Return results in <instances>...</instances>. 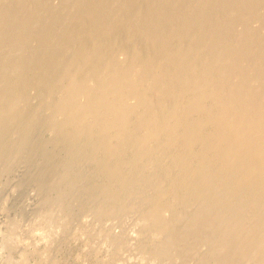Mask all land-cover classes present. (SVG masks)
<instances>
[{
	"label": "bare ground",
	"instance_id": "obj_1",
	"mask_svg": "<svg viewBox=\"0 0 264 264\" xmlns=\"http://www.w3.org/2000/svg\"><path fill=\"white\" fill-rule=\"evenodd\" d=\"M49 1H27L32 4L27 14L0 4V151L9 137L15 143L8 142L9 147L15 145L16 152L23 147L28 155L25 145L32 131L43 126L58 151L59 145L68 150L67 157L62 153L64 162L57 163L71 168L84 158L94 166V175L101 174L96 182L92 179L99 193L91 187L94 192L88 191L99 197L101 193L107 204L100 197L102 205L96 207L90 195L95 216L133 209L140 229L134 228L141 231L124 228L121 238L129 244L137 238L140 242L142 231L147 232L140 243L148 242L145 252L158 264H264V0H57L60 17L50 7L54 0ZM50 9L53 17L46 14ZM50 18L60 24L56 33L47 26ZM31 41L43 49L26 50ZM29 71L34 74L30 81ZM32 99L38 103L27 108ZM66 167L65 172L57 169L67 180L75 170L68 173L72 169ZM87 174L68 179L71 184L62 181V193L74 188L77 179L84 184ZM83 184L79 186L87 193ZM110 231L109 242L120 245L119 231ZM46 235L33 240L31 251L54 246L56 239ZM34 260L25 264H43Z\"/></svg>",
	"mask_w": 264,
	"mask_h": 264
},
{
	"label": "rangeland",
	"instance_id": "obj_2",
	"mask_svg": "<svg viewBox=\"0 0 264 264\" xmlns=\"http://www.w3.org/2000/svg\"><path fill=\"white\" fill-rule=\"evenodd\" d=\"M3 1H5V2H3ZM12 1H14V3L12 2ZM23 1V2H22ZM27 1H29V0H27ZM26 0H2V1H0V4H3V5H1V7L3 6L6 10H12V11H14V10H16V9H18V10H23V9H25V10H23V12L25 11V14H27V13H32V4L31 3H29V2H27ZM53 1V0H52ZM52 1H49V3L50 2H52ZM56 1L57 0H54L53 2L55 3H50V7H51V4H52V7H51V9H53V13H54V15H55V17H60L61 16V14H62V11H61V13H60V11H58V10H61V9H58V7L56 6ZM11 4H13V5H11ZM28 3V4H30V6H31V9L27 6V9H26V5L25 4H23V3ZM5 3V4H4ZM6 3H9L10 4V9L9 8H7V5L9 6V4H7L6 5ZM58 4V3H57ZM5 5H6V7H5ZM12 6V7H11ZM24 6H25V8H24ZM58 6H59V4H58ZM57 8V12L55 11V9ZM12 8V9H11ZM29 8V9H28ZM14 9V10H13ZM50 9V11H49V13H46V14H50V16L51 17H53L54 15H53V13H52V10ZM29 10V11H28ZM264 10V3H262L261 4V11H263ZM60 13V16L58 15V14ZM45 15V14H44ZM57 15V16H56ZM26 16V15H25ZM43 18H45V16L43 17ZM57 20L56 19H53V23H52V18H50V23L49 24H47V26H49V28L51 29V30H53V33L55 32H57L58 31V28H59V26H60V24L59 25H57ZM51 24H52V26L53 25H55L54 27H52L51 26ZM43 26V25H42ZM38 28V26L36 27V29ZM40 28V27H39ZM41 29V28H40ZM42 29H44V28H42ZM55 29V30H54ZM57 30V31H56ZM236 31H238V30H236ZM259 31V30H258ZM262 33V32H261ZM30 42V41H29ZM34 41H31V43H32V46H28L29 47V49L26 47V50H28V51H33L32 49L34 48V50L36 51H38L39 50V47H41L40 48V50L41 49H43V46L41 45V44H39L40 42H36L35 41V43H33ZM29 45H31V44H29ZM33 45H36L37 46V48L35 47V46H33ZM39 46V47H38ZM33 47V48H32ZM30 48H32V49H30ZM24 52H26V55L28 56V52L27 51H24ZM40 52V51H39ZM39 52H37V53H39ZM29 53H32V52H29ZM43 54V53H42ZM39 55H41V54H39ZM36 56V55H35ZM1 60H4V59H0V63H1ZM31 73V74H30ZM28 75L30 76V77H28ZM34 76V74H32V72H27V75H26V79L28 80V78L30 79L32 76ZM31 80H32V78H31ZM28 81H30V80H28ZM28 90H29V88H28ZM27 92V91H26ZM30 91H28V93H27V95H31L32 94V91H31V93H29ZM32 100H33V102H32ZM32 100H30V102H28L27 101V103L29 104H31L33 107H31L32 109L36 106V104L38 103V101H36V100H38V99H36V100H34V99H32ZM34 103H35V105H34ZM28 105L27 106V108H29V106H31V105ZM43 112V111H42ZM42 112H40L42 115H44L45 114V111L42 113ZM38 126V125H37ZM40 126V125H39ZM39 126H38V128H39ZM43 126H41L39 129L37 128V131L35 132V134L36 135H34V133H33V131H35L36 130V128H35V130H33L32 131V136H33V138H32V136L30 135V137L29 138H31V139H29L28 141L29 142H27V144L25 145L26 146V148H27V145L29 146V148H30V146H31V148L29 149V148H27L26 149V153L28 154V152H29V156L28 155H26L25 154V151H23L24 150V148L23 147H21L23 150L21 151V150H19L18 152H16V148H15V145H12V147H14V149L12 148V147H9V145L11 146V143L13 144L14 142V140L12 141V140H8V138H6V141H8V142H11V143H8L7 142V144H8V146H6V148H4V149H2V150H4L5 152H6V149H7V154L10 156V158H8L9 156L8 155H4V153H3V155L2 154H0L1 155V158H0V160L1 161H3L2 160V158H5V156L8 158H6V162H8V163H6L5 161L4 162H0V242H2V244L0 243V264H2L3 262H5V259L7 260H9V261H13V258H17L18 259V261L19 262H17V259H16V262L15 261H13V263H12V261L9 263V261H7V263H4V264H25L26 263V261H27V263H31V262H33V260L35 261V262H39L41 259V261H43V264H51L50 262H53V264H57V262L56 261H58V264H96L97 262V264H134V261H135V264H147L148 262V264H152L154 261L156 262V260L154 259V258H152V257H150V253H147V252H145L146 250H148V249H150L149 247H148V245H146L147 243L146 242H143L142 244L140 243L141 241H144V237H145V234L147 235L148 233L147 232H144V231H142V234H141V236H142V239H141V241L139 242L138 241V238L136 239V241H134L135 243H131V244H135V247H134V245L133 246H131V244H129V241H124L123 242V239H125V238H123V237H125L124 235L126 234V233H123L125 230H124V228L126 229V232H127V230L128 229H130V231H131V226H133V228L135 227V228H139V225H138V218L137 217H135V214H134V211H133V213H131L132 212V210L130 211V212H127L128 210L126 209L125 210V213L126 214H128V215H125V213H124V211H120V213H121V215L120 214H118L119 212H114L115 213V215L117 216V214L119 215V216H117V217H115V215L113 216L112 215V213L109 215V213H108V215H106V217H102L101 215H99L98 217H96L95 215L97 214V212L95 211V207L93 206L94 205V203H93V200L95 199V202H96V204H95V206L97 207V205H102V203H101V201L103 202V200L105 201V199L103 198V195L100 193V197H102L103 198V200L99 197V195L97 196L96 194L97 193H99V191H97L98 189L97 188H95V189H97L96 191H95V189H94V187H96V186H93L94 185V182L92 183V181L94 180L95 182H96V178L98 177V178H101V174L99 175V173L97 174L96 173V175H94L95 173L93 172V170H94V166H93V168H92V166L90 165V162L88 161V163H89V165H88V163H87V161L86 160H84V158H83V160L81 159V161L79 162V159H77L76 161L77 162H79L80 164V167L82 168V167H84L83 169H85L86 168V170H82L80 167H79V165H78V163L75 161L73 164H74V166H73V164H71V168L70 167H66V170L68 169V168H70V169H68V170H71V171H69L68 173H71L72 171H73V168H74V170H75V173H74V171L72 172V174H74V175H71V176H73V177H71L70 175V178H69V176H66L67 177V180L68 179H72V178H75L74 176H77L78 175V178H80V176L82 175V179H84V177L86 176V174L87 173H89L88 171H87V168H90L91 169V176L89 175V174H87V177H86V179H88V180H84V184L88 181H90V183H92V184H88V185H92V186H88V185H84L83 183H82V181L83 180H80V179H77V185L80 183V184H83V188L84 187H86V188H89V187H91V188H93V190L96 192V194L95 193H92V194H89V193H91V191L92 192H94L92 189H88L87 190V193H88V191H89V193H88V195H87V193H86V191H85V193H84V191L83 190H86L85 188L84 189H82V186H79L78 185V187H77V185H75V190H73L74 188H73V186H72V188H70L71 187V185H69V188L70 189H68V191H66V193L65 194H63L62 192L63 191H65L64 189H66V187H65V182L66 183H70L71 184V181L70 180H66V178L64 177V175H63V178H62V173H60V172H62L63 171V168H65L64 166H62V165H64V163L62 164V165H60L61 164V162H64V159H65V157H67V155L66 154H68V152L67 153H65V151H68L67 149H66V147H64V145H59L60 146V149H59V151H58V144L57 145H55V144H53V143H51V142H49V139H50V135L47 137V135H48V133L46 132V130H43L44 128H42ZM42 128V130L43 131H45V132H42V130H40ZM39 131V132H38ZM42 132V133H41ZM38 133V134H37ZM40 133V134H39ZM41 136V137H40ZM45 137H47L48 138V141H46L47 142V144L46 143H44L43 142V139H45L46 140V138ZM30 140H31V142H30ZM33 140V141H32ZM39 140V141H38ZM40 140H41V142H40ZM39 143V144H37V143ZM43 142V143H42ZM48 142L49 143H51V146L53 145L54 147H52L53 148V150H52V148H51V146H48V145H50V144H48ZM30 143H31V145H30ZM36 143V144H35ZM15 144V143H14ZM43 144V145H42ZM46 144V145H45ZM34 145H36V146H34ZM42 146V150H44V152L46 153H44L43 151H41V146ZM44 145L47 147L46 148V150H45V148L43 149V147H44ZM57 146V147H56ZM7 147H9V148H12V149H9V148H7ZM38 147V148H37ZM61 147H62V149H63V147L65 148L64 150H61ZM20 148V149H21ZM32 148H33V150H32ZM48 148H49V150H48ZM39 149V150H38ZM51 149V150H50ZM56 149V150H55ZM1 150V151H2ZM8 150H9V152L12 150V152H11V154L10 153H8ZM29 150V151H28ZM37 150H38V152H37ZM0 151V152H1ZM21 151V152H20ZM28 151V152H27ZM35 151V152H34ZM51 151V152H50ZM56 151V152H55ZM62 151H64V152H62ZM3 152V151H2ZM1 152V153H2ZM14 152V153H13ZM24 152V153H23ZM50 152V153H49ZM54 152V153H53ZM58 152H59V154H58ZM38 153V154H37ZM61 153V154H60ZM62 153H65V157H62L63 155H62ZM6 154V153H5ZM14 154V155H13ZM31 154V155H30ZM41 154V155H40ZM43 154H45L46 156H42ZM50 154V155H49ZM54 154V155H53ZM23 155V156H22ZM26 155V156H25ZM59 155L62 157H59ZM16 156V157H15ZM27 156H28V159H26L25 160V158H27ZM13 157H14V159H13ZM17 157H18V160H17ZM58 157L61 159H58ZM64 158V159H63ZM52 159V160H51ZM10 160V161H9ZM12 160V161H11ZM36 160V161H35ZM50 160V161H49ZM61 161L60 162V164L59 163H57V161ZM15 161V162H14ZM16 161H18V163L16 162ZM19 161H20V164H19ZM31 161V162H30ZM46 161V162H45ZM58 161V162H59ZM82 161H86V162H83V164L85 163V164H87V167L85 166V164L83 165L82 164V166H81V163H82ZM38 162V163H37ZM47 162H49V163H47ZM6 163V164H5ZM13 163V164H12ZM59 165H57V164ZM75 163H76V165H75ZM5 164V165H4ZM43 164V165H42ZM55 164V165H54ZM2 165H3V168H2ZM10 165V166H9ZM35 165V166H34ZM48 165H50V166H48ZM9 166V167H8ZM54 166V167H53ZM58 166V167H57ZM21 167V168H20ZM26 167V168H25ZM76 167V168H75ZM19 168V169H18ZM23 168V169H22ZM28 168V169H27ZM43 168V169H42ZM53 168L55 169V170H53ZM57 168H59V170H60V172L58 171V169ZM61 168V169H60ZM81 169V171L82 172H87V173H81L80 172V169ZM14 169V170H13ZM16 169V170H15ZM57 169V170H56ZM79 169V170H78ZM90 169H88V170H90ZM13 170V171H12ZM62 170V171H61ZM65 170V169H64ZM67 170V171H68ZM79 171V172H77V171ZM59 172L58 174H59V176L57 175V174H53L54 172L55 173H57V172ZM95 171V170H94ZM8 172H11V173H8ZM28 172V173H27ZM37 172V173H36ZM44 172V173H43ZM51 172H53V173H51ZM63 172H65V171H63ZM92 172H93V174H92ZM6 173V174H5ZM19 173V174H18ZM21 173V174H20ZM33 175H32V174ZM41 173H43V174H41ZM77 173V174H76ZM78 173H80L81 175H79ZM12 174V175H11ZM16 174V175H15ZM23 174H24V176H23ZM76 174V175H75ZM15 175V176H14ZM27 175V176H26ZM53 175V176H52ZM55 175V176H54ZM61 175V176H60ZM84 175V176H83ZM93 175H94V178H93ZM100 177H99V176ZM14 176V177H13ZM19 176H20V178H19ZM57 176V177H56ZM13 177V178H12ZM17 177V178H16ZM31 177V178H30ZM53 177V178H52ZM57 178V180H56V178ZM24 178V179H23ZM62 178V179H61ZM76 179V178H75ZM93 179V180H92ZM16 180V181H15ZM46 180V181H45ZM53 180H56L55 182H57V184H58V182H59V188L58 187H56V186H58V185H56V183L55 182H53ZM59 180V181H58ZM64 180H66V181H64ZM78 180H80V181H78ZM104 179L102 178V180L101 179H97V181H103ZM31 181V182H30ZM52 181V182H51ZM62 181H64V184H62L63 182ZM12 183V184H10V183ZM39 182V183H38ZM45 182H47V183H45ZM50 182V183H49ZM79 182V183H78ZM54 183V184H53ZM8 184V185H7ZM17 184H19V185H17ZM46 184H48V185H46ZM53 185V186H52ZM54 185H56V186H54ZM62 185V186H61ZM39 186V187H38ZM46 186V187H45ZM62 187V189H61V187ZM8 187V188H7ZM14 187V188H13ZM38 187V188H37ZM44 187V188H43ZM54 187H56L55 189H56V192H55V189H54ZM10 188V189H9ZM25 188V189H24ZM51 188V189H50ZM60 190V192L63 194V196L62 197H60L61 196V193H60V195H59V190ZM77 188H80V190H81V192H80V190H77ZM8 189V190H7ZM13 189V190H12ZM16 189V190H15ZM49 189V190H48ZM74 191V192H76V194L72 191V190ZM12 190V191H11ZM53 190H54V192H53ZM63 190V191H62ZM91 190V191H90ZM6 191V192H5ZM9 191H10V193H9ZM27 191V192H26ZM51 191V192H50ZM80 193H79V192ZM39 192V193H38ZM71 192H73V194H71ZM78 192V193H77ZM21 193V194H20ZM34 193H35V195H34ZM50 193V194H49ZM70 193V194H69ZM8 194V195H7ZM12 194V195H11ZM18 194V195H17ZM37 194V195H36ZM46 194V195H45ZM69 194V195H68ZM82 194V195H81ZM85 194V195H84ZM10 195V196H9ZM29 195V196H28ZM44 195V196H43ZM57 195H58V198L60 199V200H63V202L62 203H60V201H58V203H57V200H59L58 198H57ZM72 195V196H71ZM75 195H76V197L78 198H76L75 197ZM92 197H94V199L93 198H90L91 196ZM94 195V196H93ZM14 196V197H13ZM47 196V197H46ZM56 196V197H55ZM68 196V197H67ZM71 196V197H70ZM81 196V197H80ZM90 196V197H89ZM10 197V198H9ZM52 197V198H51ZM63 197H65L64 199H63ZM70 197V199H68ZM72 197H74V199H71ZM95 197H99L98 199L97 198H95ZM4 198H7V199H4ZM45 198V199H44ZM55 198H57V199H55ZM87 198V199H86ZM22 199H23V201H22ZM42 199V200H41ZM55 199V200H54ZM76 199V200H75ZM82 201H81V200ZM86 199V200H85ZM44 200V201H43ZM49 200V201H48ZM66 202H65V201ZM92 200V201H91ZM99 202H98V201ZM101 200V201H100ZM129 200H131V199H129ZM55 201H56V205H55V208H54V203H55ZM68 201H69V203H72V204H70V206H69V203H68ZM71 201V202H70ZM74 201V202H73ZM76 201V202H75ZM81 203H80V202ZM91 201V202H90ZM65 202V203H64ZM88 202H89V204H88ZM4 203V204H3ZM35 203V204H34ZM49 203H53V205L52 204H49ZM79 205H78V204ZM87 203V204H86ZM92 203V204H91ZM105 203H106V201L105 202H103V204L105 205ZM47 204V205H46ZM62 204V206H60ZM69 208V209H67L66 208V206ZM68 204V205H67ZM75 204V205H74ZM35 205V206H34ZM40 205V206H39ZM74 205V206H73ZM107 205V204H106ZM105 205V206H106ZM49 206V207H48ZM61 208H60V207ZM64 206V207H63ZM73 206V207H72ZM88 206H89V208H88ZM47 207V208H46ZM59 207V208H58ZM87 207V208H86ZM92 207H93V209H92ZM63 208V209H62ZM91 208V209H90ZM33 209V210H32ZM45 209V210H44ZM49 209V210H48ZM55 209V210H54ZM58 209H61V211L60 210H58ZM70 209H71V212H70ZM86 209V210H85ZM90 209V210H89ZM7 210V211H6ZM13 210V211H12ZM37 210V211H36ZM66 210V211H65ZM88 210H89V212H88ZM45 211V212H44ZM46 211H47V213H46ZM49 211H52V212H49ZM57 211L58 212V214H57V212L55 213V212ZM62 211H63V213H62ZM69 213H68V212ZM84 211V212H83ZM45 213V214H42V213ZM66 212V213H65ZM96 212V214H94ZM31 213V214H30ZM49 213H50V215H49ZM55 213V214H54ZM61 213V214H60ZM71 213V214H70ZM91 213V214H90ZM93 213V214H92ZM133 214L134 216H132L131 214ZM18 214V215H17ZM23 214H24V216H23ZM33 214V215H32ZM37 214V215H36ZM42 214V215H41ZM54 214V215H53ZM65 214V215H64ZM67 214V215H66ZM129 214L131 215L130 217H129ZM35 215H36V217H35ZM43 215L45 216V218H43ZM47 215V216H46ZM61 215H63V217L61 216ZM73 215V216H72ZM92 215V216H91ZM123 215V216H122ZM125 215V216H124ZM21 216H22V218H21ZM40 216V217H39ZM59 216H60V218H62V219H60L59 218ZM127 216H128V218H127ZM136 216H137V214H136ZM53 217V218H52ZM54 217H55V219L56 220H53L54 219ZM66 217H67V219H66ZM80 217V218H79ZM94 217V218H93ZM100 217V218H99ZM135 218V219H133V218ZM8 218V219H7ZM37 218V219H36ZM52 218V219H51ZM59 218V219H58ZM63 218H65V220L63 219ZM75 218H76V220H75ZM105 218H106V220H105ZM110 218H112V219H110ZM132 218V219H131ZM43 219H44V222H43ZM51 221H50V220ZM91 219V220H90ZM103 219V220H102ZM119 219H122V220H119ZM126 219V220H125ZM128 219V220H127ZM7 220V221H6ZM14 220V221H13ZM57 220H62V221H60L59 223L60 224H58V222H56ZM68 220H70L69 222H68ZM100 220V221H99ZM125 220V221H124ZM132 220V221H131ZM5 223H4V222ZM20 221V222H19ZM32 221V222H31ZM46 221H48V222H46ZM53 221H55V223H53ZM64 221V222H63ZM88 221V222H87ZM93 221V222H92ZM102 221V222H101ZM117 221H119V222H117ZM130 221V222H129ZM137 221V222H136ZM17 222V223H16ZM37 222H39V223H37ZM66 223V224H62V226H61V223ZM80 222V223H79ZM90 222V223H89ZM95 222V223H94ZM109 222V223H108ZM116 222V223H115ZM13 223V224H12ZM45 223V224H44ZM99 225H98V224ZM126 223V224H125ZM16 224V225H15ZM38 224V225H37ZM40 224V225H39ZM50 224V225H49ZM54 224H58L59 226L57 227L56 225V227L55 226H53ZM121 224V225H120ZM133 224H135V225H133ZM12 225V226H11ZM44 225L46 226V227H44ZM80 225V226H79ZM91 225V226H90ZM104 225V226H103ZM106 225V226H105ZM108 225H110V226H108ZM117 225V226H116ZM124 225V226H123ZM126 225V226H125ZM34 226H36V227H34ZM48 226V227H47ZM49 226H50V228L52 227V229H50L49 228ZM61 226V227H60ZM65 226V227H64ZM99 226V227H98ZM123 226V227H122ZM10 227V228H9ZM11 227H13L12 229H11ZM17 227V228H16ZM60 227V228H59ZM82 227V228H81ZM94 227V228H93ZM5 228H6V230H5ZM32 228V229H31ZM34 228V229H33ZM39 228L41 229L42 228V230H43V233H41V230H39ZM128 228V229H127ZM132 228V231L133 230H135V228L133 229ZM8 229V230H7ZM49 231H48V230ZM56 229H58L57 231L60 233V234H58V232L57 231H55ZM60 229H62V231L60 230ZM100 229V230H99ZM105 229V230H104ZM106 229H107V231H106ZM110 229L111 230H113V231H115V232H118V234L120 235V232H122L121 233V235H123V239L121 238V235H120V238H121V240H120V238H118L119 240H117V241H121V244H122V248L120 247V245H118V246H115V245H113V243H111L112 242V234L110 235V238H107L108 236H109V233H108V230L110 231ZM140 229V228H139ZM138 229V231H141V230H139ZM12 230V231H11ZM25 230V231H24ZM34 230H36V231H34ZM52 230V231H51ZM60 230V231H59ZM80 230V231H79ZM6 231V232H5ZM8 231V232H7ZM13 231H14V233H13ZM46 231V232H45ZM50 231H51V233H54V234H56L57 236L55 237V235H51V233H50ZM89 231V232H88ZM104 231H106V232H104ZM113 231H110V232H113ZM131 231V232H132ZM136 232H138L137 231V229L135 230ZM31 232V233H30ZM47 232H48V234H47ZM62 232V233H61ZM96 232H98L97 234H95ZM100 232V233H99ZM104 232V233H103ZM144 232V233H143ZM7 235H6V234ZM13 235H12V234ZM28 233V234H27ZM35 233H37V234H35ZM66 233L68 234V235H66ZM84 233V234H83ZM141 233V232H140ZM9 234V235H8ZM30 234H32V235H30ZM44 234V235H43ZM47 234V235H46ZM63 234H65V235H63ZM92 234V235H91ZM144 234V235H143ZM3 235V236H2ZM15 235L17 236V237H15ZM38 235H39V237H45V235L47 236V237H49V238H51V239H53V238H55L56 240H54L56 243H54V246H52V247H50V249L48 248H46L47 249V251H48V253H47V251L45 250V249H43L42 250V247H40L39 249H37V250H33V251H31V248H33V246H32V244H34L33 242V240H36L37 238H39L38 237ZM40 235H42V236H40ZM99 235V236H98ZM7 236V237H6ZM9 236V237H8ZM25 236V237H24ZM51 236V237H50ZM70 236V237H69ZM98 236V237H97ZM103 236H105V239L103 238ZM144 236V237H143ZM30 237V238H29ZM53 237V238H52ZM119 237V236H118ZM23 238V239H22ZM71 238V239H70ZM106 238H107V240H106ZM28 239V240H27ZM85 239V240H84ZM104 239V240H103ZM111 239V240H110ZM146 239V238H145ZM11 240V241H10ZM22 240V241H21ZM25 240V241H24ZM109 240L111 241V242H109ZM140 240V239H139ZM147 240H148V238H147ZM32 241V242H31ZM4 242V243H3ZM5 242H6V244H5ZM7 242H8V244H7ZM12 242V243H11ZM22 244H21V243ZM27 242H29L28 244H27ZM108 242V243H107ZM136 242H137V244L139 245V247H136L137 246V244H136ZM58 243V244H57ZM60 243V244H59ZM97 243H98V245H97ZM130 245H128V244ZM146 243V244H145ZM3 244H5V246H3ZM11 244H15V245H18V247H19V249H18V247L17 246H15V245H13L14 247H12L11 246ZM107 246H105V245ZM109 244V245H108ZM110 244L112 245V246H110ZM11 246V247H9V246ZM21 245H23L22 246V248H21ZM57 245V246H56ZM104 245V246H103ZM126 247H125V246ZM128 245V246H127ZM143 245V247H141ZM144 245H146V247L144 248ZM2 246V247H1ZM6 246H8L9 248H11L12 250H10L9 248H8V250H5L7 247ZM24 246H28V247H25L24 248ZM97 246V247H96ZM110 248H109V247ZM114 246V247H113ZM125 247V249H124V247ZM16 247H17V253H15V249H16ZM85 247V248H84ZM95 249H94V248ZM114 249H113V248ZM117 247V248H116ZM119 247V248H118ZM130 247V248H129ZM132 247V248H131ZM141 247V248H140ZM3 248V249H2ZM52 248V249H51ZM54 248V249H53ZM87 248V249H86ZM101 248V249H100ZM115 248H116V251L118 252V254H117V252L115 251ZM138 248V249H137ZM20 249H22V251L23 252H20L21 250ZM26 251V250H28V251H24V250ZM42 251H41V250ZM90 249V250H89ZM99 249V250H98ZM110 249H112V250H110ZM120 249H122V250H120ZM30 250V251H29ZM39 250V251H38ZM45 250V251H44ZM51 250V251H50ZM53 250V251H52ZM57 250V251H56ZM97 250V251H96ZM126 250V251H125ZM134 252H133V251ZM141 250H143L142 251V253H141ZM3 251V252H2ZM6 251L8 252V254L9 255H11V254H13V255H11V256H9V255H7V257L8 258H5V254L4 253H6ZM11 251V252H10ZM35 251H37V252H35ZM106 251V252H105ZM107 251H109V252H107ZM18 252H20V254H22L23 255V257L19 254V255H17L18 254ZM32 252H35L36 253V255H35V253H32V255H31V253ZM43 252V255L42 254H40V253H42ZM51 254H50V253ZM78 252V253H77ZM139 254H138V253ZM2 253V254H1ZM44 253H45V255H44ZM59 253V254H58ZM122 253V254H121ZM135 253V254H134ZM137 253V254H136ZM145 253H147V254H145ZM5 256H4V255ZM46 254H47V256H46ZM77 254V255H76ZM94 256H93V255ZM108 254H110V255H108ZM112 254V255H111ZM149 254V255H148ZM30 255H31V258H30ZM40 255H42L41 257H40ZM48 255H52V258L50 259V258H47V257H50V256H48ZM53 255H54V257H56V261L54 260V257H53ZM63 255H64V257H63ZM68 255V256H67ZM86 257H85V256ZM97 255V256H96ZM100 255V256H99ZM135 255V256H134ZM13 256V257H12ZM27 256V257H26ZM29 256V257H28ZM35 256V257H34ZM38 256V257H37ZM44 256H45V258H44ZM83 258H82V257ZM93 256V257H92ZM115 258H114V257ZM131 256V257H130ZM4 257V258H3ZM21 257H22V259H24L23 261H22V259H21ZM26 257V258H25ZM96 257V258H95ZM97 257H99L100 258V260H99V258H97ZM113 258V260H112V258ZM142 259H141V258ZM148 257V258H147ZM4 260H3V259ZM10 258V259H9ZM29 259V260H26V259ZM34 258V259H33ZM47 258V259H46ZM75 258V259H74ZM145 258V259H144ZM151 258L154 260V261H152L151 262ZM14 259V260H15ZM38 259V261H36ZM40 259V260H39ZM50 261H49V260ZM58 259V260H57ZM73 259V260H72ZM147 259H148V261H147ZM48 260V261H47ZM51 260H53V261H51ZM119 260V261H118ZM145 260V261H144ZM29 261V262H28ZM45 261V262H44ZM64 261V262H63ZM86 261V262H85ZM102 261V262H101ZM125 261V262H124ZM147 261V262H146ZM47 262V263H46ZM151 262V263H150ZM153 263V264H158V262H156V263ZM37 264V263H36ZM38 264H42L41 262L40 263H38Z\"/></svg>",
	"mask_w": 264,
	"mask_h": 264
}]
</instances>
